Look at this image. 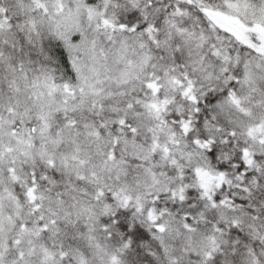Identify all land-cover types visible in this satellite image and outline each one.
Masks as SVG:
<instances>
[{"label": "snow or ice", "instance_id": "1", "mask_svg": "<svg viewBox=\"0 0 264 264\" xmlns=\"http://www.w3.org/2000/svg\"><path fill=\"white\" fill-rule=\"evenodd\" d=\"M0 264H264V0H0Z\"/></svg>", "mask_w": 264, "mask_h": 264}]
</instances>
